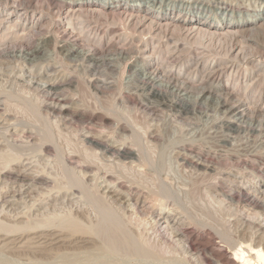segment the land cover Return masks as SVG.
I'll return each mask as SVG.
<instances>
[{
    "label": "rangeland",
    "instance_id": "374dc122",
    "mask_svg": "<svg viewBox=\"0 0 264 264\" xmlns=\"http://www.w3.org/2000/svg\"><path fill=\"white\" fill-rule=\"evenodd\" d=\"M83 1L8 0L1 14L0 38L8 22L29 17L0 39V264H235L237 252L253 264L250 246L264 249V85L256 91L263 71L238 73L240 86L231 68L155 75L137 37L131 43L121 36L134 21L124 15L125 25L110 26L113 13L74 5ZM90 1L223 26L253 19L249 30L264 29V0ZM81 15L90 38L78 30ZM249 30L243 33L252 39ZM172 32L163 45L178 39ZM239 35L214 47L228 50L233 71L264 63V45L232 58L233 48H242ZM189 50L195 56L204 49ZM130 150L137 158L126 157ZM96 196L124 226L131 247L97 233L105 213ZM170 213L168 231L163 221Z\"/></svg>",
    "mask_w": 264,
    "mask_h": 264
},
{
    "label": "bare ground",
    "instance_id": "6f19581e",
    "mask_svg": "<svg viewBox=\"0 0 264 264\" xmlns=\"http://www.w3.org/2000/svg\"><path fill=\"white\" fill-rule=\"evenodd\" d=\"M4 3H6L4 6H2V4H0V25L2 23V19H1V14L5 11V10H9V3H8V0H0ZM32 1V0H31ZM117 1V0H116ZM156 1V0H155ZM172 1V0H171ZM174 1V0H173ZM197 1V0H196ZM55 2V1H54ZM162 2V1H161ZM56 3V2H55ZM74 3V2H73ZM86 5L88 6L89 9H85L86 12H91V13H94L96 12L97 14H100V15H104L105 16H108V13H113L111 14L113 17H112V20L110 21V26L112 24H114V26L116 25H120L121 21L122 23H126V20L123 19V16L126 15L128 20H130L131 22V19H132V24L129 23V21L127 22V24L125 25V32L123 31V33L121 34V36L123 37V39L126 40H134L135 37H137V41L138 43H141V49L140 51L144 53V55H142L144 57V65L147 69H151L153 70V73H161V74H173V75H181V74H185V72H187L188 74H192V73H196L198 71H209L211 73H216L218 74L219 71H227L228 69L231 68V71L233 73H231L230 76H232V79L234 81H236L235 85H241L242 83V80L240 79L241 77L237 76V74H244V76H251L252 73L255 72V70L259 69L261 71H263L264 73V63H256L257 65L254 64V66H251L250 64L242 69H237L236 71H233V69H235V65H229L228 63L230 61H228V53L226 50H224V52H219V50H215V44L216 43H220L219 45L220 46H223L222 44H224V47H225V43H227L230 39H233V37H237V35L240 36V39H237L236 40V43L237 41L241 43V46L238 50V48H233L235 46H232L233 48V52H234V56L232 58L238 60V56L240 55V52L243 50L244 53L247 52V53H251L252 52H256V49H257V46H262L264 45V33L262 34V28L263 26L261 25V27H258L256 29H253L252 31L249 30L250 29V25L254 24L255 20L253 19H248V20H245L241 23H233V24H228V25H225L223 26L222 24H219L217 22H214L212 19H202V20H199V21H194L193 19H190V18H180V17H165L164 15L162 14H159L157 13L155 10L153 9H149V8H144V7H141L140 5H134V4H130V5H127V6H124L123 8L125 9H122L120 10L118 8L119 5H117V3L114 5L112 4H108L106 5L105 3L104 4H100L96 1H90V0H86V1H83V2H76L74 3V5ZM173 4V3H172ZM183 4V3H182ZM14 5V4H13ZM59 5V4H58ZM73 6H70V10ZM50 7V6H49ZM81 6L78 7V9L76 8L75 10L77 11H82L83 9L80 8ZM62 8V7H61ZM87 8V7H86ZM152 8V7H151ZM13 9V8H12ZM50 10V9H49ZM74 10V12H75ZM120 10V11H118ZM14 11H11L10 13L13 14ZM60 12V11H59ZM70 12V11H69ZM85 13V16H88L87 14ZM28 13V11H27ZM77 13V12H76ZM80 13V12H79ZM83 13V12H82ZM103 13V14H101ZM9 14V13H8ZM73 14V12H72ZM107 14V15H106ZM67 15V14H66ZM93 15V14H91ZM59 16V15H58ZM170 16V15H169ZM29 17L28 14H25V15H21L19 16L18 18L19 19H22L23 20V23L24 24H27V18ZM32 17V16H31ZM74 17V15L72 16ZM71 17V18H72ZM80 18V20L78 21V30H80V32L84 33V36L86 35L88 38H90L91 36L89 35V33H91V27H90V22L86 19V17H84L83 15L81 16H78V18ZM100 17V16H98ZM75 18H77V16L75 15ZM103 18V17H102ZM91 19V18H90ZM106 19V18H105ZM107 20V19H106ZM17 21V20H15ZM19 21V20H18ZM18 21L14 24L8 22V25L5 26V29L3 30V36L1 37L2 39L3 38H7L8 35L11 33L10 31L8 30H13L14 28H18L19 26H21V23L19 25ZM4 22V21H3ZM36 22V21H35ZM76 22V21H75ZM71 22H69L70 24ZM105 23V22H104ZM121 23V24H122ZM4 24V23H3ZM35 24V23H34ZM73 24V23H71ZM77 24V23H76ZM95 24V23H94ZM93 24V25H94ZM122 24V25H123ZM92 25V26H93ZM108 25V23H107ZM106 25V26H107ZM18 26V27H17ZM25 26V25H24ZM111 28V27H110ZM109 28V29H110ZM116 28V27H114ZM24 29V27H23ZM106 29V28H105ZM104 29V30H105ZM117 29V28H116ZM124 30V27L122 28ZM121 29V30H122ZM170 29L173 31L171 33L172 34H176L178 36V39H175L174 41H171V43L169 42L170 40V37L168 39L167 42L164 43V45L162 44L163 41L162 39H165L166 37H168V31H170ZM34 30V29H33ZM115 30V29H114ZM120 30V28H119ZM249 30L251 31V37L252 39H248V37L246 36V34L244 35V33H246V31ZM74 31V30H72ZM109 31V30H108ZM116 31V30H115ZM182 31H187L188 33L189 32H194L195 33V36L194 38L190 39L191 37H193V34L189 35V37H187L188 35L186 34H180L182 33ZM184 32V33H185ZM186 32V33H187ZM244 32V33H243ZM29 33V32H28ZM116 33V32H115ZM121 33V32H120ZM119 33V34H120ZM1 34V33H0ZM75 34V33H73ZM102 34V33H101ZM147 34H150V38L148 39H145L143 37V35H146ZM190 34V33H189ZM21 36V34H19ZM71 35V34H70ZM69 35V36H70ZM79 35V34H78ZM117 35V34H116ZM170 35V36H171ZM176 35H172L173 37H175ZM263 35V36H262ZM15 36V35H14ZM149 36V35H148ZM17 37V36H16ZM25 37V36H24ZM86 37V38H87ZM111 37V36H110ZM114 37V36H113ZM165 37V38H164ZM0 38V39H1ZM13 38V36H12ZM77 38V37H76ZM103 38V37H102ZM120 38V36H119ZM21 39V38H20ZM31 39V38H30ZM82 39V37H81ZM93 39V38H92ZM101 39V38H100ZM23 40V39H22ZM29 40V39H28ZM72 40V39H71ZM88 40V39H87ZM95 40V38H94ZM171 40H173V38L171 37ZM179 40H182L183 44L179 47ZM1 41H4V40H1ZM91 41V40H90ZM98 41L99 43L101 41L99 40H96ZM112 40H110L109 42H107V45H109V43L111 42ZM124 41V40H123ZM233 41V40H232ZM16 42V41H15ZM95 42V41H94ZM133 41H131L132 43ZM231 42V41H230ZM229 42V44H230ZM55 43V42H54ZM57 43V42H56ZM98 43V44H99ZM103 42H101L100 44H102ZM123 43V42H122ZM131 43H129L131 45ZM137 42H135L136 44ZM232 43V42H231ZM235 43V42H234ZM46 44V42H45ZM78 44V43H77ZM99 44V45H100ZM113 44V42H112ZM111 44V46H112ZM126 44V43H125ZM123 43V45H125ZM133 43V45H135ZM50 45V44H49ZM55 45V44H54ZM53 45V47H54ZM90 45V44H89ZM116 45V44H115ZM194 45H197V46H200L202 47L204 50L203 52H199V53H196L195 56H194V53L193 52H190L191 50V47H193ZM227 45V44H226ZM233 45V43L231 44ZM231 45H229L231 47ZM240 45V44H239ZM255 45V46H254ZM45 46V45H44ZM101 46V45H100ZM122 46V44L120 45ZM138 46V45H137ZM137 46L135 45V49H137ZM123 47V46H122ZM132 47V45H131ZM128 48V49H131ZM227 47V46H226ZM72 48V47H71ZM109 48V47H108ZM111 48V47H110ZM206 48H209L208 52L205 53V49ZM232 48H229L232 50ZM264 48V47H263ZM83 49V48H82ZM121 49V48H120ZM126 49V48H125ZM124 47L122 49L125 50ZM220 49V48H219ZM224 49V48H223ZM226 49V48H225ZM75 50V49H74ZM132 50V49H131ZM134 50V49H133ZM196 50V49H195ZM222 50V49H221ZM32 51V50H31ZM82 51V50H81ZM89 51V50H88ZM193 51V50H192ZM226 51V52H225ZM230 51V50H229ZM91 52V51H90ZM89 52V53H90ZM138 52V50H135L134 52H131V53H136ZM179 53L178 56H176V58L173 59L172 62H169V58H173V56L170 57V55L174 54V53ZM232 52V51H230ZM229 52V53H230ZM122 53V52H121ZM127 54L129 52H126ZM142 53V54H143ZM181 53H185L184 55L181 54ZM243 53V54H244ZM258 53V52H257ZM262 53V51L260 52V54ZM74 54V53H73ZM231 54V53H230ZM241 54V55H243ZM28 55V54H27ZM79 56V54H77ZM86 55V54H85ZM84 55V57H85ZM141 55V53H140ZM139 55V56H140ZM183 55V56H182ZM245 55V54H244ZM252 55H255V54H252ZM259 55V53H258ZM263 55V54H262ZM106 56V55H105ZM129 56L132 57V54H129ZM138 56V55H137ZM175 56V55H174ZM182 56V57H181ZM249 56V54L247 55L246 54V57ZM264 56V55H263ZM104 57V56H103ZM230 57V56H229ZM244 58V56H242ZM242 57H240L239 59H242ZM83 58V57H82ZM102 58V57H101ZM140 58V57H138ZM252 58V57H251ZM250 58V59H251ZM230 59V58H229ZM249 59V60H250ZM258 60H260L259 58H257ZM263 59V58H262ZM242 60H245L242 59ZM256 60V59H255ZM219 61L223 62L225 61L224 63V67L223 68H219ZM241 61V60H240ZM246 61V60H245ZM248 61V60H247ZM251 61V60H250ZM263 61V60H262ZM142 62V60H141ZM215 62V65L211 66L213 63ZM218 62V64H217ZM234 62V61H232ZM242 62V61H241ZM240 62V63H241ZM258 62V61H257ZM223 64V63H221ZM239 65L238 67L241 66V64H237ZM243 65V64H242ZM90 66V65H89ZM250 66V67H249ZM208 72V73H209ZM152 74V71L150 72L149 71V74ZM186 73V74H187ZM187 74V75H188ZM255 74V73H254ZM30 75V74H29ZM207 75V74H206ZM98 76V75H97ZM186 76V75H185ZM191 76V75H190ZM190 76H188L190 78ZM193 76V75H192ZM209 76V74H208ZM229 76V77H230ZM241 76V75H240ZM259 76V75H258ZM175 77V76H174ZM187 77V79H188ZM195 77V75H194ZM205 77V76H204ZM257 77V76H255ZM254 77V78H255ZM260 77V76H259ZM262 77V76H261ZM260 77V78H261ZM215 78V77H214ZM264 78V77H263ZM50 79V78H49ZM249 79V78H248ZM256 79V78H255ZM254 80V79H253ZM264 80V79H262ZM72 81V80H71ZM188 81V80H187ZM186 81V82H187ZM43 82V81H42ZM258 82V81H257ZM44 83V82H43ZM71 83V82H70ZM153 83V82H152ZM151 83V84H152ZM264 82H258L257 83V88L256 91L257 92H261L263 91V84ZM170 84V83H169ZM252 84V83H251ZM39 85V84H38ZM43 85V84H42ZM189 85V84H188ZM234 85V84H233ZM50 87H53L54 88V84L51 83V85H49ZM56 86V85H55ZM150 86V85H149ZM250 84H248L247 82L245 83V87L246 89L249 88ZM252 86V85H251ZM154 86H152L151 88H153ZM156 87V86H155ZM187 87V86H186ZM261 87V89H259ZM150 88V89H151ZM196 88V87H195ZM210 88V87H209ZM63 89V88H62ZM157 89V88H156ZM178 89V88H177ZM158 90V89H157ZM160 90V89H159ZM158 90V91H159ZM147 91V90H146ZM162 92V91H160ZM156 93V92H155ZM159 93V92H158ZM156 93V94H158ZM234 93V92H233ZM153 94H154V91H153ZM165 94V93H164ZM231 94V93H230ZM258 94V93H257ZM160 96V94H159ZM244 101V100H243ZM125 102V101H124ZM244 104V103H243ZM136 105V104H135ZM195 107V106H194ZM133 108V107H132ZM239 106H231L230 107V110L232 111H238L239 112ZM61 113V112H60ZM91 118V117H90ZM191 118V117H190ZM133 135V134H132ZM139 136V135H138ZM136 136L135 138V142L137 145H139V142H140V139L139 137ZM97 143V142H96ZM101 143V141H100ZM98 144V143H97ZM134 149V148H133ZM87 150V149H86ZM90 150V149H89ZM119 151V150H118ZM127 152V151H126ZM121 153V152H120ZM140 153V152H139ZM114 154V152H113ZM123 154V153H121ZM124 155V154H123ZM128 157V159H133V158H137V153L136 151H129L127 152L126 154ZM113 156V155H112ZM120 156V155H119ZM125 158V157H124ZM79 161V160H78ZM135 161V160H134ZM211 161V160H210ZM80 165V163H79ZM233 165V164H232ZM227 166V164H226ZM254 168V167H253ZM224 169V168H223ZM226 169V168H225ZM239 173V172H238ZM226 176V175H225ZM229 178V177H228ZM263 178V177H262ZM230 179V178H229ZM228 179V180H229ZM238 181V180H237ZM251 181V180H250ZM72 182L76 183L77 181L76 180H73ZM230 182V181H229ZM235 183V182H234ZM43 184V183H42ZM239 183L237 184H234V186H238ZM233 189V188H232ZM248 189H250V187H248ZM242 190V189H241ZM259 190V188H258ZM235 191V190H234ZM165 192V191H164ZM163 192V194H164ZM239 192V191H238ZM255 192V191H254ZM257 193V191H256ZM255 193V194H256ZM264 193V192H263ZM248 195V194H247ZM257 195V194H256ZM255 195V197H256ZM89 196V195H88ZM91 196V195H90ZM254 196V194H253ZM259 197V195H257ZM262 195H260L261 197ZM97 197V196H96ZM94 198V201L96 202V204L100 207V209L105 213V218L103 220V222L101 223L100 227H98V229L96 230L98 234L100 235H103L104 237H106L110 242H120V243H124V244H127L129 247L132 246V239L131 237L126 233V229H123V227L120 225L119 221H118V218L117 216L115 215V213H113L110 209H109V206L106 205V203H104L102 200H100L98 197L97 198ZM264 197V196H263ZM252 198V196H251ZM139 202V201H138ZM145 202V201H144ZM251 203V202H250ZM143 203H140L141 206ZM139 205V204H138ZM255 205V204H254ZM248 207V206H247ZM153 211H155L156 209L154 207L151 208ZM151 211V210H150ZM249 213V212H248ZM255 213V212H254ZM172 213H170L168 216H166L165 220L163 221V224L165 225V230H168L170 229L169 225H172L174 224L175 222V219L173 218V216L171 215ZM174 215V214H173ZM257 216V214H256ZM159 221V220H157ZM259 221V220H258ZM13 223V222H12ZM71 223V221H70ZM17 224V223H16ZM160 224V223H159ZM40 225V224H39ZM178 226V225H177ZM73 227V226H72ZM164 227V226H163ZM171 230V229H170ZM180 230V229H179ZM192 234V233H191ZM174 235L175 236H178L180 237L181 234L179 231H174ZM185 238V237H184ZM183 240V239H182ZM37 241V240H36ZM246 242V241H245ZM250 243V242H249ZM242 244V243H241ZM243 245H246L244 244L243 242ZM239 246V245H238ZM242 245H240L241 247ZM186 247V246H185ZM249 247V245H248ZM248 247H246V249H248ZM51 249V248H50ZM239 249V248H238ZM243 249V248H242ZM237 250V249H236ZM236 250H234L236 252ZM18 251V250H17ZM195 251V250H194ZM244 251V250H241V252ZM253 254V256L251 255V259H252V263L253 264H264V249L262 247H258L257 248H254L252 246H250V250ZM248 251V252H249ZM22 252V251H21ZM250 253V252H249ZM235 257H233V262L235 264H249V263H246V258H249V254L248 253H245V252H242V253H238L237 254H234ZM232 256V255H231ZM232 260V259H231ZM248 260V259H247ZM250 261V260H248Z\"/></svg>",
    "mask_w": 264,
    "mask_h": 264
}]
</instances>
